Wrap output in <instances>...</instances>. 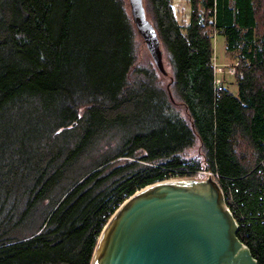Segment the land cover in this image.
<instances>
[{"label":"trees","instance_id":"16d2710c","mask_svg":"<svg viewBox=\"0 0 264 264\" xmlns=\"http://www.w3.org/2000/svg\"><path fill=\"white\" fill-rule=\"evenodd\" d=\"M150 3L179 97L132 76L138 34L163 71L131 0H0V264H89L128 196L204 167L264 264V0H190L188 21ZM218 33L236 92L214 85Z\"/></svg>","mask_w":264,"mask_h":264},{"label":"water","instance_id":"95a60500","mask_svg":"<svg viewBox=\"0 0 264 264\" xmlns=\"http://www.w3.org/2000/svg\"><path fill=\"white\" fill-rule=\"evenodd\" d=\"M138 29L157 64L159 32L142 0H131ZM212 176L169 177L128 196L97 238L89 264H259Z\"/></svg>","mask_w":264,"mask_h":264},{"label":"rangeland","instance_id":"374dc122","mask_svg":"<svg viewBox=\"0 0 264 264\" xmlns=\"http://www.w3.org/2000/svg\"><path fill=\"white\" fill-rule=\"evenodd\" d=\"M151 0H142V3L146 9V14L151 22L157 29L156 24V18L155 13L151 7ZM172 5L174 6L176 16L178 17L179 21H188L189 15L191 11V3L190 0H171ZM128 8L130 9L129 3H127ZM158 30V29H157ZM160 37V49L162 51V61L164 63L166 72L161 73L159 69L156 67L155 62L153 58L151 57L146 45L143 43L144 40L141 35H136L135 37V46H136V64L133 69L132 76H135V74H141V75H149L151 74L154 77L155 82L160 85L161 87L167 88V85L170 89L173 90L176 97H179V94L177 93L175 82L173 79V68L169 61V55L166 48V44L163 41L161 35ZM214 64L217 63V65H221V67L224 69L226 65L227 68L237 60L236 52L229 51L226 48V38L225 35L222 33H218L214 37ZM238 71V69H237ZM217 75L222 78L224 83L226 84L227 88L230 90L234 89L236 90L237 83L236 79L233 76V74L227 73L225 71H217ZM115 141H111V143L103 142L100 145V151H105V146L110 147L113 146ZM197 148V146H196ZM194 148V150H196ZM194 153V152H193ZM87 164V159L85 160ZM197 173V172H196ZM194 173V174H196ZM194 176L197 177H206L207 174H196ZM32 223V222H31Z\"/></svg>","mask_w":264,"mask_h":264},{"label":"built area","instance_id":"2783aa9c","mask_svg":"<svg viewBox=\"0 0 264 264\" xmlns=\"http://www.w3.org/2000/svg\"><path fill=\"white\" fill-rule=\"evenodd\" d=\"M237 65H238V61L236 60L233 63H231V65L228 68L226 67L228 65H226L225 66L226 69L223 70L221 65H217V63L214 64V56H213L212 67H213L214 73H215L214 85H215V88L217 90L222 91V90L225 89V87H227L226 84L224 83V81L222 80V78L217 75V71H221V72L225 71L227 73L233 74V76L235 77V75L237 74ZM202 173L207 174V176L208 175H212L219 182V174L217 172L212 171L209 167H204L202 169L197 170L196 174L198 175V174H202ZM224 195H225V200H226L227 207L232 211V209H231V207H230V205L228 203V200H227L228 196H227V192L226 191H224Z\"/></svg>","mask_w":264,"mask_h":264},{"label":"crops","instance_id":"0c3cea01","mask_svg":"<svg viewBox=\"0 0 264 264\" xmlns=\"http://www.w3.org/2000/svg\"><path fill=\"white\" fill-rule=\"evenodd\" d=\"M232 91H233V92H236V91H237V87H236V90H235V88H234V89H232Z\"/></svg>","mask_w":264,"mask_h":264},{"label":"bare ground","instance_id":"6f19581e","mask_svg":"<svg viewBox=\"0 0 264 264\" xmlns=\"http://www.w3.org/2000/svg\"><path fill=\"white\" fill-rule=\"evenodd\" d=\"M219 91V90H218Z\"/></svg>","mask_w":264,"mask_h":264}]
</instances>
